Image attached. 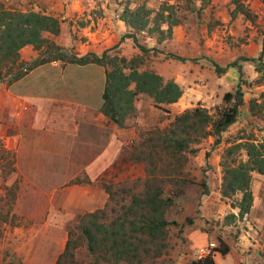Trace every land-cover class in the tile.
Here are the masks:
<instances>
[{
  "label": "rangeland",
  "instance_id": "1",
  "mask_svg": "<svg viewBox=\"0 0 264 264\" xmlns=\"http://www.w3.org/2000/svg\"><path fill=\"white\" fill-rule=\"evenodd\" d=\"M235 2L244 6L249 14L248 18L240 14L231 18V12L236 6ZM131 3L132 0H121L119 4L123 7H120L119 15L124 7ZM143 4L152 11L149 15L147 31L149 28L152 30V33L148 34L153 39H150L146 34H140L139 31L135 33L128 29L127 32H132L139 44L147 46L148 52L142 55L140 50L134 46L132 39L127 38L119 42L120 45L123 43V46L109 50L107 55L109 57L117 55L126 57V59L137 55L142 56L143 64L139 67L140 70H152L159 75V70L157 71L155 67L156 65L159 67L161 60L165 58L161 55L162 52L173 51L171 48L174 42L172 34L178 26L172 28L169 36L156 32L154 28L156 26L163 27L165 31L167 29L165 24L167 14L171 13L173 21L178 20L182 27V31L179 29L180 34L185 33L192 39L184 44L179 43L180 47H185L186 50L192 49L193 54H199L200 58L209 56V70L214 75H217L215 64L226 68L225 72L228 73L226 82H233L230 92L234 93L235 87L240 85L243 92V104L239 108L236 122L221 133L219 144L215 145L214 137L209 136L198 144H191L189 149L182 154L173 155L163 149L159 138L167 134L171 123L178 114L200 106L207 109L213 119H217L220 113L229 108L233 102H224L223 95L218 96L208 88L205 94H200L196 98L192 96L190 103L183 102L173 107L168 105L157 107L152 99L137 97L134 107L136 106L138 110L135 107L134 112L125 118L124 128L126 130L122 131V133H126L127 129H132L134 135L128 143L113 142L112 145L115 148L118 147L121 153L113 162L112 167L105 170L101 179L106 194V203L101 209L105 211L106 218L100 219V222L107 224L119 217L122 214L121 206L128 205L132 196L142 195L146 189L145 181H149V183L160 187L163 190V198H170L172 204L166 209L164 217L169 222L166 227L165 249L159 257L144 258L140 264H188L189 261L197 260L199 249L211 248L209 251L211 253L219 247V241H223L229 247L230 255L221 256L217 252H213L216 264H235L233 260L236 261V264H244L245 261L240 254L244 248L243 243L247 240L243 235L247 236L248 240L253 239L254 244L257 245L254 254L255 261L258 264H263L264 188L259 184L258 190L256 189V193L258 191L257 198H259V200L257 199L259 214L254 220V228L251 229L250 226L253 223L250 222L249 226L246 220L242 219H236L226 224V216L238 212L237 209H232L230 204L239 201L241 193L223 197L221 184L225 163L236 165L240 161H247L246 151L242 145L231 156L227 155V148L249 141L262 145L264 150V115L261 113L252 115L249 110V101L258 100L260 93L264 90V75L255 71V63L252 61L240 60V58L257 59L260 57H262V61L264 60V0H211L203 7L200 2H194L193 8L190 6L191 3L186 1L144 0ZM167 4L171 5V8L167 9ZM38 7L41 8V6ZM0 9L11 11L25 9L26 12L32 11L34 5L24 4L18 0H0ZM35 12L46 14L42 11ZM167 37L169 38L167 39ZM159 39L161 40L159 41ZM162 41L164 47L161 45ZM73 48L70 47V51L66 50L64 53L61 51L55 53L76 54ZM151 48H155L157 51H152ZM131 50L132 57H129ZM133 50H136L137 53H133L135 52ZM177 50L173 52L177 53ZM36 52L37 58H40L41 53ZM101 55L102 53L99 56ZM168 56L178 61L177 55L169 53ZM190 60L196 63L198 59ZM233 61H236L237 66H240L241 74L238 67H227ZM24 71L25 66L21 68L20 72ZM204 76L208 77V73L205 72ZM7 79L10 80V75L4 76L1 80ZM194 82L198 85L201 83L207 85L208 79L199 75ZM194 98L199 101H195ZM114 126L121 129L116 124ZM63 140L62 138L60 141ZM190 150H195V152L192 153ZM70 151L74 156L80 152L76 146H70ZM109 153L110 151L107 149L106 156ZM206 153H209V156L206 157ZM15 162L14 151L6 149L5 143L0 138V264H15L14 260H16L10 245L5 247L4 236L8 230L7 227L26 224L25 221H28L12 213L19 187L18 181L16 180L13 184L5 183L7 176L15 171ZM253 173L255 172L251 173V192V184L255 181ZM262 178L264 176L257 177L264 183ZM252 197H254L253 193ZM83 215L66 218L65 227L67 235L70 233L69 241L77 243V247L72 250L71 263L69 264H128L124 261L115 262L110 256L108 258L111 263H107L102 259L100 251L95 254L89 252L87 241L81 236L79 229V220ZM246 231H248L247 234ZM210 244H213L214 247H210ZM66 261L69 262V260Z\"/></svg>",
  "mask_w": 264,
  "mask_h": 264
},
{
  "label": "crops",
  "instance_id": "2",
  "mask_svg": "<svg viewBox=\"0 0 264 264\" xmlns=\"http://www.w3.org/2000/svg\"><path fill=\"white\" fill-rule=\"evenodd\" d=\"M18 1L33 4L32 11L46 12L58 18L60 33L57 36L46 33L45 37L59 45L60 51H70V47H74L77 57L88 53L99 56L115 45L119 48L123 46V43L119 44L121 36L130 33L120 19L121 0ZM143 1L132 0L125 7L133 10ZM177 23L171 48L182 50L162 52L165 58L161 60L160 68L155 67L165 81L176 82L182 90L178 102L168 106L190 103L193 97L205 94L207 88L218 96L230 92L233 82H226L227 72L214 75L209 70V56L200 58L192 49L180 47L179 43L192 39L185 33L180 34L182 27L178 20ZM140 34L153 39L147 31ZM161 45H164L163 41ZM169 53L185 60L176 61L168 56ZM129 54L132 57V50ZM194 58L198 59L196 63L190 60ZM36 59L37 52L32 46L20 50V61L30 63ZM205 72L208 77L204 76ZM199 75L208 79L207 85L194 82ZM8 80H0V138L6 149L14 151L16 162L15 171L7 176L5 183L18 181L12 213L28 221L7 227L5 247L10 245L15 253V264H55L68 238L66 218L91 213L105 205L106 194L101 179L121 153L112 144L114 141L128 143L134 132L127 129V134L122 133L125 128H116L100 112L105 74L97 65L56 60L33 68L17 80ZM138 97L149 98L143 94ZM62 138L64 140L60 141ZM70 146H76L79 154L72 155ZM107 149L110 153L106 156ZM252 175L255 180L251 184L253 203L250 212L242 218L249 226L253 223L251 229L259 214L256 189L259 184L264 188V183L257 179L263 175ZM233 214L237 215V212ZM243 237L247 240L240 254L243 263L258 264L254 255L257 245L253 239ZM229 255L228 252L224 256Z\"/></svg>",
  "mask_w": 264,
  "mask_h": 264
},
{
  "label": "trees",
  "instance_id": "3",
  "mask_svg": "<svg viewBox=\"0 0 264 264\" xmlns=\"http://www.w3.org/2000/svg\"><path fill=\"white\" fill-rule=\"evenodd\" d=\"M173 1L189 2L193 8L194 2H200L201 7H203L209 4L211 0ZM235 5V9L231 12V18H235L238 14L246 18L249 17L242 4L235 2ZM166 7L169 9L171 5L167 4ZM151 12L145 4L133 10L125 7L120 19L135 33L147 31ZM171 17V13H168L165 31L158 26L154 30L169 36L172 27L178 25L177 20L173 21ZM169 19L172 20L169 21ZM147 32L152 33V30L149 28ZM46 33L53 36L60 33V20L58 18L35 11L23 12L0 9V80L9 75L10 80H17L33 68L56 60L76 65L94 64L101 66L104 68L105 82L100 112L119 128L125 127V118L134 112V101L139 94L148 96L157 107L177 103L182 96V90L176 82L165 81L152 70H140L139 67L143 64L142 56L137 55L130 59L117 55L109 57L108 51L117 49V45L104 51L101 56L88 53L77 57L75 54L68 56L59 52L50 55V53L59 51L61 48L46 38ZM127 38L132 39L134 46L140 50L142 55L148 52L149 48L139 44L132 32L123 35L120 41ZM27 45L39 51L41 56H46L38 58L30 64L20 61V50ZM150 50L157 51L155 48ZM176 59L185 60L180 57H176ZM240 60L252 61L255 63V71L264 75L262 57L257 59L240 58ZM24 66L25 71L20 72ZM227 67H238L240 74L242 73L236 61L231 62ZM225 71L226 68L215 64L217 75L225 73ZM235 88L234 93L227 92L223 95L224 102H233V104L222 111L217 119H213L208 110L200 106L178 114L171 123L167 134L159 138L163 149L173 155H179L187 151L191 144H198L209 136L214 137L215 145L219 144L221 133L236 122L239 108L243 104L241 86L237 85ZM249 110L252 115L256 113L264 115V90L260 93L258 100L249 101ZM240 145L246 151L247 161H240L236 165L225 163L222 177L221 195L223 197H231L236 193H241V199L230 204L232 209H237V215L231 213L226 216V224L236 219H242L251 209L253 202L250 190L251 173L255 172L264 176L263 146L248 141L244 144L230 146L226 150L227 155L235 154L240 149ZM190 151L195 152V150ZM205 155L207 157L209 153ZM233 162L235 163L234 160ZM145 184L144 193L139 196H132L128 205L121 206L122 214L109 223L100 222V219L106 218L103 209L84 214L80 218V233L87 241L89 252L95 254L100 251L102 259L107 263H111L108 258L110 256L115 262L124 261L128 264H140L144 258H157L162 254L166 247V227L169 225V222L164 218L165 211L172 204V200L168 197L163 198V190L156 184L149 183V181H145ZM108 194L111 198L110 193ZM76 247L77 243L69 241L68 238L56 264L71 263L72 250ZM213 252L224 256L229 252V247L223 241H219V247ZM213 252L201 259L189 261L188 264H216Z\"/></svg>",
  "mask_w": 264,
  "mask_h": 264
},
{
  "label": "built area",
  "instance_id": "4",
  "mask_svg": "<svg viewBox=\"0 0 264 264\" xmlns=\"http://www.w3.org/2000/svg\"><path fill=\"white\" fill-rule=\"evenodd\" d=\"M210 247H214L213 244H210ZM210 249H208V248H206V249H199L198 250V258L197 259H201V258L205 257L206 255H208Z\"/></svg>",
  "mask_w": 264,
  "mask_h": 264
},
{
  "label": "water",
  "instance_id": "5",
  "mask_svg": "<svg viewBox=\"0 0 264 264\" xmlns=\"http://www.w3.org/2000/svg\"><path fill=\"white\" fill-rule=\"evenodd\" d=\"M59 51H60V50H59ZM61 52H63V53H64V51H61ZM54 53H55V52H53V53H50V55H52V54H54ZM67 55H68V56H71V54H70V53H68V52H67ZM43 56H46V55H43ZM43 56H40V58H41V57H43Z\"/></svg>",
  "mask_w": 264,
  "mask_h": 264
}]
</instances>
